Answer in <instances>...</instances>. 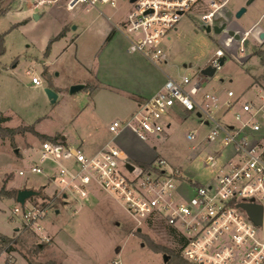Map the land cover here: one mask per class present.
Listing matches in <instances>:
<instances>
[{
    "label": "rangeland",
    "instance_id": "rangeland-1",
    "mask_svg": "<svg viewBox=\"0 0 264 264\" xmlns=\"http://www.w3.org/2000/svg\"><path fill=\"white\" fill-rule=\"evenodd\" d=\"M245 1L226 0L209 21H202L196 14L198 10L191 8L159 44L167 54L168 64L158 66L169 75H175L177 69L193 75L199 66L207 63L216 48H224L225 60L211 77L204 78L199 94L212 90L223 101L227 98L226 91L231 90L237 110L241 103H256L264 96V66L252 54L254 48H264V40L249 35L248 44L240 54L234 41L227 47L229 49L223 46L225 31L214 33L211 29L206 32L205 27L225 22L227 28L248 29L264 13V0H252L236 17V10ZM66 2L1 1L6 12L0 15V34L3 35L0 112L8 116L1 125L11 128L30 125L39 134L61 135L65 138L63 145H79L88 152L110 141L129 159L156 161L163 158L170 166L179 168L185 177L202 184L207 182L213 171L204 166L203 157L213 151V147L203 140L207 126L200 123L195 112L176 105L163 118L170 125L159 137L150 135L146 140H140L128 129L118 134L108 131L111 121L127 117L133 109L129 92L139 89L140 78L150 81L152 86L161 85L163 79L160 69L142 53H127L128 40L106 19L109 17L125 32L122 22L130 8L128 0H116L114 7L97 3L87 10L85 3H79L70 11ZM260 26H264V18ZM184 63L191 64V68L185 69ZM29 67L39 84H33L31 75L26 74ZM253 79L259 85L254 84ZM71 86L78 89L70 92ZM45 88L56 93L54 102H50ZM225 117L228 122L232 121L230 113ZM258 121L264 127V118ZM193 130H197L198 137L189 141L186 134ZM33 132L0 137V189L17 190L28 186L41 190V195L26 200L25 207L47 202L53 205L40 222L49 240H41L38 233L25 226L20 214L13 213L17 205L15 198H0V235L12 239L8 245L0 241V264H43L47 261L57 264H168V259L163 260V253L152 251L149 245L177 248L179 241L164 226H137L121 202L111 194L97 191L85 199L69 196L63 200L55 196L56 183L43 174L28 172L18 176L19 169L38 161L35 149L44 139ZM131 160L137 163L134 158ZM41 165L47 170L53 164L42 162ZM54 204L59 210L57 214ZM137 228L142 235L137 234ZM33 244H39L40 249L36 250ZM8 246L11 248L7 249Z\"/></svg>",
    "mask_w": 264,
    "mask_h": 264
},
{
    "label": "built area",
    "instance_id": "built-area-1",
    "mask_svg": "<svg viewBox=\"0 0 264 264\" xmlns=\"http://www.w3.org/2000/svg\"><path fill=\"white\" fill-rule=\"evenodd\" d=\"M128 2L130 8L122 22L125 32L112 23L128 40L127 52L142 53L164 74V82L153 95L138 103L127 118L111 121L108 131L118 134L128 129L140 140L150 135L159 137L170 125L163 121L165 114L179 105L195 112L200 123L207 126L203 140L213 151L203 157V164L213 171V176L199 183L185 177L179 168L170 166L163 158L150 160L146 166L139 165L110 141L88 152L79 145H63L59 140L40 142L35 149L38 161L19 169L17 175L43 174L56 183L55 196L63 200L69 196L85 199L97 191L111 194L137 226L162 224L169 228L171 236L179 241L181 256L192 264H264V127L258 121L264 118V96L256 103H241L237 110L231 90L226 91L227 98L223 101L211 91L199 94L205 78L199 70L191 75L177 69L175 75H169L158 66L168 64L167 54L159 46L161 39L176 28L186 11L193 8L198 10L196 14L202 21L213 20L226 0ZM79 3H85L86 9L96 7L97 3L114 7L116 0H67L66 7L72 9ZM250 32L249 29L240 32L238 41L227 37L223 46L227 48L234 41L243 54L244 40ZM223 49L216 48L200 68L207 65L216 70L220 68L218 59L225 56ZM25 72L31 75L33 84L40 83L31 67ZM228 113L233 122L225 119ZM197 137V130L186 134L189 141ZM42 162L53 165L44 170ZM240 203L260 205L259 225ZM49 209L48 202L30 208L25 203L23 207L17 203L13 213L20 214L25 226L47 242L49 236L43 234L40 222Z\"/></svg>",
    "mask_w": 264,
    "mask_h": 264
},
{
    "label": "trees",
    "instance_id": "trees-1",
    "mask_svg": "<svg viewBox=\"0 0 264 264\" xmlns=\"http://www.w3.org/2000/svg\"><path fill=\"white\" fill-rule=\"evenodd\" d=\"M1 1L0 0V15L5 13L6 11L1 7ZM63 33V32H62ZM3 52V35L0 34V54ZM252 54L256 55L259 61V64L264 66V48H254ZM253 83L259 85L258 81L256 79H253ZM8 120V117L1 115L0 113V137L3 138L4 136L8 135V136H12L13 134H17V133H24V132H33L34 129L32 126L28 125V126H22L21 128L17 127V128H11V127H7V126H2L1 124L5 121ZM35 133L39 138H42L44 140H49V141H56L59 140L60 142H64V138L61 137V135H57L54 137L51 136H47L45 134H39L37 132H33ZM137 164L142 165V166H146L149 164V162H144V161H137ZM16 194V190L15 189H9V190H5L4 188L0 189V198H14ZM60 200V199H59ZM58 202V201H57ZM49 206H53L52 204ZM56 204H54V208H56ZM163 225L162 224H158V227L161 228ZM169 234L171 235V230L169 228H167ZM137 232V231H136ZM137 234H141L140 232H137ZM142 235V234H141ZM0 241L2 243H4L5 245L9 244L12 239L6 235H0ZM35 246L36 250H39L41 246H39V244H33ZM11 247L8 246L7 249H10ZM149 248L154 251V252H161L163 254H166L168 256V264H192L190 262H188L187 260H185L182 256H181V252H180V247L177 246V248H173V247H164L158 244H151L149 245ZM30 264H34L33 262H31ZM43 264H57L53 261H47ZM59 264V263H58Z\"/></svg>",
    "mask_w": 264,
    "mask_h": 264
},
{
    "label": "water",
    "instance_id": "water-1",
    "mask_svg": "<svg viewBox=\"0 0 264 264\" xmlns=\"http://www.w3.org/2000/svg\"><path fill=\"white\" fill-rule=\"evenodd\" d=\"M129 1L132 2L134 0H129ZM251 2H252V0H246L244 2V4L236 10L235 16L239 17L245 11L246 5L250 4ZM33 16L36 17L37 15L34 13ZM72 28H75V26H73ZM211 29L213 30L214 33H220L221 31H225L227 37L231 38L232 40L238 41L240 39V32L237 30H234L233 28H227L225 22H223L219 25L214 24L212 26V28L209 25H207L205 27L206 32H209ZM258 39L260 41L264 40V31L259 33ZM247 41H248L247 39L244 40V46H247ZM224 60H225V56H222L218 59L219 66L222 65ZM183 66H184V64H183ZM215 71H216V69L214 67L209 66V65L204 66V67L199 69L200 74L205 76V77H211L215 73ZM77 89H78L77 86H71L70 92H73ZM44 91H45L47 97L49 98L50 102H54L56 100L57 95L54 91H52L49 88H45ZM126 166L129 169H132V166L130 164L127 163ZM41 193H42L41 190L31 188V187H24V188H20V189L16 190V194H15L14 198H15L16 203H18L21 207H23L25 201L28 198L33 197V196H39V195H41ZM63 197H65V195H63ZM238 205L246 211L248 216L252 219V221L255 224L259 225L261 223V207H260V205L250 204V203H240ZM58 212H59V210L56 208L54 210V213L57 214ZM139 231H140V228H137V232H139ZM167 259H168V256L166 254H163V260L166 261Z\"/></svg>",
    "mask_w": 264,
    "mask_h": 264
},
{
    "label": "crops",
    "instance_id": "crops-1",
    "mask_svg": "<svg viewBox=\"0 0 264 264\" xmlns=\"http://www.w3.org/2000/svg\"><path fill=\"white\" fill-rule=\"evenodd\" d=\"M39 4V3H38ZM37 4V5H38ZM89 9V8H88ZM67 10H73V8L72 9H67ZM87 10V9H86ZM106 17V16H105ZM106 19H107V17H106ZM261 16L257 19V20H255L254 22H253V24L248 28L251 32V36H258L259 35V33L260 32H262V31H264V26H260V23H261ZM108 20V19H107ZM110 23H112L111 22V20H108ZM113 24V23H112ZM234 24V26H236V24L235 23H233ZM229 28H231V27H229ZM248 29H245V30H248ZM235 30V29H234ZM237 30V29H236ZM245 30H243V31H245ZM237 31H239V30H237ZM243 31H239V32H243ZM252 31H253V34H252ZM227 38V35L225 36V38L221 41V42H225L226 40H228V39H226ZM248 40V39H247ZM223 44V43H222ZM247 44H248V41H247ZM225 47V46H224ZM231 47V46H230ZM127 49V48H126ZM227 49H229V48H227ZM127 51V50H126ZM128 53V52H127ZM129 54V53H128ZM142 55V54H141ZM143 56V55H142ZM143 57H145V56H143ZM184 66H186L187 68H191V64H185L184 63ZM186 68V69H187ZM199 68H200V66L197 68V70H199ZM163 82H164V74H163V79H162V81H161V85H159L158 83L156 84V85H154V86H152V84L150 83V81H147V80H145V79H143V78H140L139 79V89L138 90H136V91H133V92H129V95L131 96V99L133 100V102H134V107H133V109L130 111V113H129V115L136 109V106H137V104L138 103H140V102H142V101H144V100H146L148 97H150L151 95H153L159 88H160V86H162V84H163ZM159 85V86H158ZM94 87H96V86H92V88H94ZM156 87H158V88H156ZM91 88V89H92ZM211 92H213L212 90H211ZM1 113V112H0ZM3 116H5L3 113H1ZM128 115V116H129ZM127 116V117H128ZM6 117H8V116H6ZM127 117H124V118H122V119H125V118H127ZM122 119H120V120H122ZM36 132H38V131H36ZM39 133V132H38ZM40 134H42V133H40ZM61 137H63V136H61ZM64 138V137H63ZM63 140H65V138L63 139ZM106 142V141H105ZM105 142H103V143H101V144H99V145H96V146H94V147H96V148H99L100 146H102ZM64 143H65V141H64ZM66 146H71V145H67V144H65ZM129 157V156H128ZM134 158V160H136V161H144V160H140V159H138L137 157H132L131 159H133ZM144 162H148V161H144ZM63 203H65V201H63Z\"/></svg>",
    "mask_w": 264,
    "mask_h": 264
}]
</instances>
